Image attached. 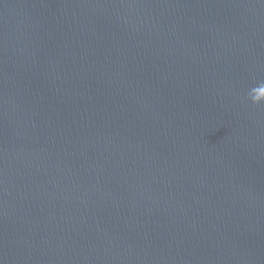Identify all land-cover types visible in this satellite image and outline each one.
<instances>
[{"label": "water", "instance_id": "1", "mask_svg": "<svg viewBox=\"0 0 264 264\" xmlns=\"http://www.w3.org/2000/svg\"><path fill=\"white\" fill-rule=\"evenodd\" d=\"M0 264H264V0H0Z\"/></svg>", "mask_w": 264, "mask_h": 264}, {"label": "clouds", "instance_id": "2", "mask_svg": "<svg viewBox=\"0 0 264 264\" xmlns=\"http://www.w3.org/2000/svg\"><path fill=\"white\" fill-rule=\"evenodd\" d=\"M253 92H254V90L253 89H251L250 90V93H249V99H250V101L252 102V103H256V100H257V98L253 95Z\"/></svg>", "mask_w": 264, "mask_h": 264}]
</instances>
